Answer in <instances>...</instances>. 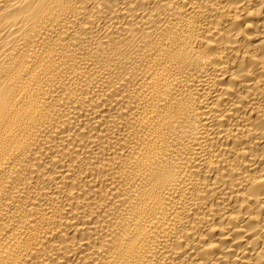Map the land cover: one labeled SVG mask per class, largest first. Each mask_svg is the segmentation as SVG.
Segmentation results:
<instances>
[{
	"label": "bare ground",
	"instance_id": "obj_1",
	"mask_svg": "<svg viewBox=\"0 0 264 264\" xmlns=\"http://www.w3.org/2000/svg\"><path fill=\"white\" fill-rule=\"evenodd\" d=\"M0 264H264V0H0Z\"/></svg>",
	"mask_w": 264,
	"mask_h": 264
}]
</instances>
